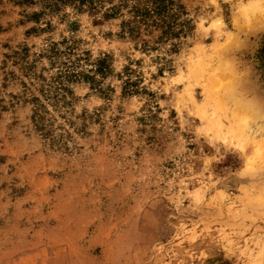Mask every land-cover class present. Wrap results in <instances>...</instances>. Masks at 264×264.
<instances>
[{"label": "rangeland", "instance_id": "1", "mask_svg": "<svg viewBox=\"0 0 264 264\" xmlns=\"http://www.w3.org/2000/svg\"><path fill=\"white\" fill-rule=\"evenodd\" d=\"M174 1L0 0V264H264V0Z\"/></svg>", "mask_w": 264, "mask_h": 264}, {"label": "trees", "instance_id": "2", "mask_svg": "<svg viewBox=\"0 0 264 264\" xmlns=\"http://www.w3.org/2000/svg\"><path fill=\"white\" fill-rule=\"evenodd\" d=\"M127 0H121L119 7L128 6L125 3ZM145 2L144 6L138 7L136 4L130 6L129 12L132 13V18H135L143 29L147 30L151 27L160 30L159 40L173 38L179 36L187 27L186 22H179V14L181 13V5L174 0H142ZM118 7V8H119ZM118 8L112 7L111 10ZM167 19L165 16L169 15ZM134 31V30H132ZM145 44V43H144ZM25 51V49H24ZM56 53V51H53ZM25 52H21L23 55ZM78 74L71 72L70 67H66L60 71L58 75L52 76L49 82H46L42 76H37L43 82L36 88L37 96H32L33 115L32 118L41 129H45L44 114L47 113L45 105L42 100L53 102V106H62L68 103L66 101L67 95L70 93L67 84L76 79Z\"/></svg>", "mask_w": 264, "mask_h": 264}]
</instances>
